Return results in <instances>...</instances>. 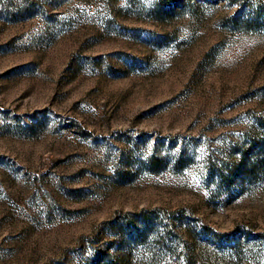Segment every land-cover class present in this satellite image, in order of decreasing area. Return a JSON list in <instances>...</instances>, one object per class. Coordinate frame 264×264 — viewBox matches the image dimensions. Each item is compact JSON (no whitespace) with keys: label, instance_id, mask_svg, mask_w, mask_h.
<instances>
[{"label":"rangeland","instance_id":"obj_1","mask_svg":"<svg viewBox=\"0 0 264 264\" xmlns=\"http://www.w3.org/2000/svg\"><path fill=\"white\" fill-rule=\"evenodd\" d=\"M261 2L0 0V264H264Z\"/></svg>","mask_w":264,"mask_h":264},{"label":"trees","instance_id":"obj_2","mask_svg":"<svg viewBox=\"0 0 264 264\" xmlns=\"http://www.w3.org/2000/svg\"><path fill=\"white\" fill-rule=\"evenodd\" d=\"M261 1H263V0H261ZM259 2H260V1H259ZM261 3H262V4H261V7L258 5V6H259V8H257V10H259V11H258V12H259V14L261 13L260 15H263V14H264V2H261ZM142 230H143V231H142ZM142 230H141V231H139V233L141 232L140 234H142V236L146 235V234H147V232H146L145 234L143 233V232H145V228H144V229H142Z\"/></svg>","mask_w":264,"mask_h":264}]
</instances>
